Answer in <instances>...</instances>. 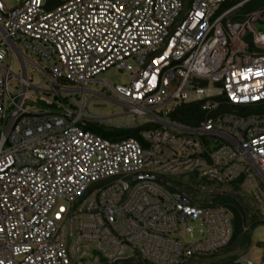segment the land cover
Here are the masks:
<instances>
[{"label": "built area", "instance_id": "obj_1", "mask_svg": "<svg viewBox=\"0 0 264 264\" xmlns=\"http://www.w3.org/2000/svg\"><path fill=\"white\" fill-rule=\"evenodd\" d=\"M11 1L0 0V264L216 256L236 237L234 211L212 197L219 187L251 195L264 219V114L253 112L264 107V36L253 27L264 10L238 18L250 0ZM110 68L127 83L94 79ZM91 82L140 118L133 128L152 127L117 140L94 131ZM188 106L199 111L191 124L170 119ZM182 176L204 181L200 198L171 188Z\"/></svg>", "mask_w": 264, "mask_h": 264}, {"label": "rangeland", "instance_id": "obj_2", "mask_svg": "<svg viewBox=\"0 0 264 264\" xmlns=\"http://www.w3.org/2000/svg\"><path fill=\"white\" fill-rule=\"evenodd\" d=\"M7 3L8 5H12L11 0H8ZM56 3V0H52L51 6L56 5ZM262 9H264V0H255L244 9L238 10L235 15L238 18H243L246 14L259 10L262 11ZM253 27L264 36V20H256L253 23ZM246 40L248 41V39ZM11 70L14 74L20 73L15 57L12 59ZM31 71V68H28V72ZM31 77L33 84L39 83V76L35 72ZM127 77L128 74L125 71H118L115 68H110L97 75L94 79L97 81H107L113 86H122L127 83ZM101 87L102 85L99 82L87 84V90L98 92V95L86 94L85 116L97 119L95 126H99V129L104 131L121 132L123 129L135 127L140 122V118L135 115H129L126 108L115 103L113 95L106 89L102 90ZM77 98L81 99V93L76 95V99ZM253 112L256 114H264V107L255 109ZM175 119L183 123L191 121V118L175 117ZM192 119H194V117ZM200 183H204V181L199 180L195 176H182L170 180L172 189L182 191L194 200L201 196V192L198 188V184ZM212 197L217 201L227 204L234 211L236 215L234 232L236 235H238L239 232L242 233L243 227L248 228V230L243 233L244 236L240 237L239 242L241 243L245 236H247L250 243V250L247 248L246 251L237 256L238 260L234 264H238L245 259L257 264L261 256V245L264 242V219L260 216L259 207L255 200L251 195L239 188L225 187L216 188ZM205 261L206 260H203V262Z\"/></svg>", "mask_w": 264, "mask_h": 264}, {"label": "trees", "instance_id": "obj_3", "mask_svg": "<svg viewBox=\"0 0 264 264\" xmlns=\"http://www.w3.org/2000/svg\"><path fill=\"white\" fill-rule=\"evenodd\" d=\"M245 0H230L226 3H224L222 5V9H227L230 8L236 4H239L241 2H243ZM255 0H250L247 3H245L240 9H244L247 5L251 4L252 2H254ZM239 9V10H240ZM264 10V9H262ZM260 11V10H259ZM175 117H181V118H191L190 122H180L177 119H175ZM194 117L195 118H199V111L197 106H188V107H181L178 108L175 112H173L172 114H170V119L174 120L176 122L179 123H183V124H191L192 121H194V119H192ZM152 126L150 125H145L139 128H126L123 129L121 132H110V131H104L101 130L99 128H94V131L100 133L101 135H103L104 137L110 139V140H117V139H125V138H130V137H136L137 133L140 129H145V128H150Z\"/></svg>", "mask_w": 264, "mask_h": 264}, {"label": "crops", "instance_id": "obj_4", "mask_svg": "<svg viewBox=\"0 0 264 264\" xmlns=\"http://www.w3.org/2000/svg\"><path fill=\"white\" fill-rule=\"evenodd\" d=\"M236 235V233H235ZM244 236L243 233L236 235L231 246L226 248L223 252L216 256L194 259L190 264H234L237 262V256L242 254L247 248L250 250V243L247 236L240 243V237ZM203 260H206L203 262Z\"/></svg>", "mask_w": 264, "mask_h": 264}, {"label": "water", "instance_id": "obj_5", "mask_svg": "<svg viewBox=\"0 0 264 264\" xmlns=\"http://www.w3.org/2000/svg\"><path fill=\"white\" fill-rule=\"evenodd\" d=\"M30 104V103H29ZM25 105V104H24ZM34 105V104H33ZM38 106V105H37ZM24 107V106H23ZM42 107V106H41ZM45 108H47V107H45ZM23 109V108H22ZM49 109H51V108H49ZM53 110H55V109H53ZM22 111V110H21ZM59 111V110H58ZM63 112V111H62ZM20 113V112H19ZM15 114H18V113H15ZM11 115H14V114H11ZM5 116H9V115H5ZM0 117H4V116H0ZM69 117V116H68ZM72 120V119H71ZM73 121H75V120H73ZM77 122V121H76ZM79 123V122H78ZM82 124V123H81ZM84 125V124H83ZM84 126H86V125H84Z\"/></svg>", "mask_w": 264, "mask_h": 264}]
</instances>
